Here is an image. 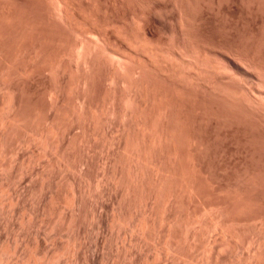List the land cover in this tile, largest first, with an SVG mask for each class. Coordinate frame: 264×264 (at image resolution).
I'll return each instance as SVG.
<instances>
[{"label": "bare ground", "instance_id": "6f19581e", "mask_svg": "<svg viewBox=\"0 0 264 264\" xmlns=\"http://www.w3.org/2000/svg\"><path fill=\"white\" fill-rule=\"evenodd\" d=\"M18 1L0 0V210H26L37 182L22 192L16 181L46 159L38 170L48 187L42 202L60 205L54 226L72 237L50 249L38 230L22 249L18 237L10 246L0 234V264H96L100 254L88 257L84 243L83 206L99 187L122 199L113 211L117 228L127 225L125 235L136 233L139 245L150 240L157 258L264 264V0L228 1L229 25L208 10L213 2L220 15L222 0L209 7L203 0ZM243 4L256 13L247 38L235 20ZM97 140L107 154L94 179ZM217 141L221 180L219 169L212 172L218 165L204 163ZM79 167V176L71 173ZM55 172L68 188L59 181L52 189ZM124 207L140 210L136 221ZM99 219L103 231L108 221ZM132 253L131 264H144Z\"/></svg>", "mask_w": 264, "mask_h": 264}, {"label": "rangeland", "instance_id": "374dc122", "mask_svg": "<svg viewBox=\"0 0 264 264\" xmlns=\"http://www.w3.org/2000/svg\"><path fill=\"white\" fill-rule=\"evenodd\" d=\"M20 1V0H19ZM18 1V2H19ZM210 1V0H209ZM208 0H203V2L205 3V2H209ZM212 1V0H211ZM228 1H229V3H231L230 2V0H226V1H223L222 0V2H224L222 5H221V13H220V15H219V13H218V9L216 8L217 6L216 5H213V6H211L212 5V3L213 2H211V4H210V9H208L209 11H210V13H211V15L213 14V15H217L218 16V18L220 17V19L221 20H223L224 21V23H226V24H232V22H233V19L234 18H232V15H230V14H232V13H230L229 14V10H226V7H227V4H228V6L230 5L229 3H228ZM242 1V0H241ZM21 2V1H20ZM19 2V3H20ZM98 3L100 2V4L98 5V7H100V5H102L101 4V2H102V0H100V1H97ZM163 2H164V0H163ZM201 2H202V0H201ZM246 2H248V0H246ZM103 3V2H102ZM207 3H205L206 5H207ZM210 3V2H209ZM243 3V2H242ZM244 3H245V1H244ZM21 4V3H20ZM246 4V3H245ZM247 4H249V5H251L250 3H247ZM249 5L247 6V5H244L243 4V6H247V8H246V11L245 12H243V13H240V14H238L237 15V17H235L234 15H233V17H235V20L236 21H240V23H239V27L240 28H242V29H240L239 27L237 28V29H240V30H242L241 31V35H243V34H246V32L248 33V34H246V38L249 36V34H250V29L249 28H251L252 29V27H249L248 28V26H251L250 25V21H252V18H253V20L256 18V13L254 14L253 13V11L252 12H250V14L247 12V10H248V8L250 9V7H249ZM208 7H209V4L207 5ZM103 8V6H101V8L100 9H102ZM99 9V8H98ZM219 10V11H220ZM248 11H251V9L250 10H248ZM104 16H102V14L100 13V15L102 16V17H105V13L103 12V10L102 11H100ZM247 13L249 14V15H247ZM252 13V14H251ZM245 14V15H244ZM251 15V16H250ZM106 16L109 18V15L106 13ZM216 16V17H217ZM239 16L241 17V18H239ZM107 17H105L106 19H107ZM223 17V18H222ZM237 18V19H236ZM239 18V19H238ZM241 19V20H240ZM222 21V22H223ZM225 21H228V22H225ZM250 23H249V22ZM230 22V23H229ZM234 23V22H233ZM244 25H243V24ZM246 27V32L244 31V29H245V27ZM248 28V29H247ZM237 29H236V31H237ZM221 30H222V28H221ZM228 29H226L225 30V32L223 31V34H225L226 33V31H227ZM239 30V31H240ZM250 30V31H249ZM230 29L227 31V32H229L230 33ZM235 31V32H236ZM239 31H237L238 33V36L240 37L241 35L239 34L240 32ZM245 32V33H244ZM253 32V31H252ZM251 32V33H252ZM229 33H227V34H229ZM243 33V34H242ZM257 34V33H256ZM255 34V32L253 33V35H256ZM248 35V36H247ZM252 34L250 35V36H253ZM244 38L245 39V37L244 36H241V38ZM262 52H264V51H262ZM262 54H264V53H262ZM263 56V55H262ZM264 57V56H263ZM38 87V86H37ZM40 87H42V85L40 86ZM39 87V88H40ZM35 89H37V88H35ZM42 89V88H41ZM40 89V90H41ZM37 93H38V91H36ZM39 94V93H38ZM37 94V95H38ZM41 94V93H40ZM42 95V94H41ZM39 96V95H38ZM43 96V95H42ZM47 97V99L48 100H50V97L47 95L46 96ZM76 132H80V130H77ZM98 141V140H97ZM219 142L221 141V139H219L218 140ZM218 141L215 143V147H213V151H212V149L208 152V154L210 153V152H212L213 154H209V155H206V154H204L205 156H213V157H216V156H218V158H219V155H216V154H218L219 153V151H221L220 149H222V146L221 145H218V147L220 146L221 148H216L217 147V143H218ZM222 142V141H221ZM219 143V144H222V143ZM101 142H100V140L98 141V142H96V145H94V147H93V149H92V152L90 153V164H91V162H92V166H91V176L95 179L96 177H95V175H97V173H99V172H101L100 170H102V158L103 157H106V150H104L103 148H102V146H101ZM217 149V150H216ZM219 149V150H218ZM21 150H22V152H24V150H26V152H27V154L30 152V149L29 148H26V147H22L21 148ZM29 151V152H28ZM103 152V153H102ZM217 152V153H216ZM216 155V156H215ZM28 157L26 158L25 157V159H26V161L28 162V159H29V156H31L30 155V153L27 155ZM208 157V158H209ZM202 158H203V160H204V157L202 156ZM207 158V159H208ZM212 157H210L208 160H212L211 159ZM218 158H217V160H216V164H215V159L216 158H213V162H214V164H212L213 162H211V161H208L207 159H206V157H205V161H204V163H205V167L206 168H208L209 170H211V169H213V166L215 167V165H218V167H215L214 169L216 170V172H215V170H213L212 172L214 173V174H216L218 171H217V169H219V172L217 173V175H215V177H216V179H218V180H221V176L219 175L220 174V163L221 162H219L220 161V158H219V160H218ZM14 159V158H13ZM40 161H42L41 159H40ZM34 162V164H32L31 165V167L32 168H35L34 169V172H33V174L35 173V170H36V174H34V175H32V176H30V178H28V179H24V182H23V179H22V177L20 178V180L21 181H16L17 182V184L15 185L16 187V189L18 190V188H19V190H21V189H28L29 190V187L30 188H33L32 186H33V184L34 183H40V184H34V186L36 187V190H35V196L34 195H31V197L33 196V197H35V198H31L30 197V199H29V197H28V199L27 200H25V204L27 205H25V207H26V210L25 211H21V212H13V210H10L9 208H8V210H10V211H6V209L4 210V213H3V210L1 211L0 210V215L2 216H0V234L3 236L4 234V238H3V240H5V239H7L8 240V242L10 243L9 245L11 246V244L12 245H14V243H18L20 240H21V243L19 242V246H20V248H22V249H24V247L26 246L25 244H30L31 242L33 243V241L35 242L36 241V238H35V234H36V232L39 230V232H40V235H41V237L43 238H39V232H37V234H36V237H38L37 239L38 240H43L44 241V244L45 245H47V247L48 248H54V247H57V245H59V246H66L67 244H68V241L70 240V238H69V236L70 237H72V233H67L68 231L63 227H61L60 226V222H58V223H60L59 224V226L61 227H59V226H57V224H56V226L60 229V232H59V229H57V227H55L54 226V224H55V222L56 221H58V218H59V212H57L58 211V209H59V207H60V205H58V203H56L58 206H56V204H50V202L48 203V202H46V203H44L43 204V202H42V200L44 199V195H45V193H47L48 192V190H47V186H45L44 188L41 186L42 184H43V180H41V178L39 177V175H38V170H39V172H41V171H43V169L45 170L46 168H44L45 167V165H44V163L43 162H45L46 161V159L44 160V161H42V164H41V162ZM207 161V162H206ZM209 162L211 163L210 165H209ZM96 164V165H95ZM99 165V166H98ZM210 166V167H209ZM94 167V168H93ZM211 168V169H210ZM40 169H42V170H40ZM83 168H81V167H79V169L78 170H72L73 172H71L72 174H78L77 176H79L80 175V171L82 170ZM55 174V175H54ZM74 174V175H75ZM57 176V177H56ZM217 176H219V177H217ZM39 178V179H38ZM32 179V180H31ZM64 179H58V173L57 172H55V173H53L52 174V176L49 178V181H48V183L50 184V186L52 187V189H54V190H56V185L57 184H62L61 182L63 181ZM33 181V182H32ZM43 181V182H42ZM60 181V182H59ZM23 183V184H21L20 185V183ZM42 182V183H41ZM56 182V183H55ZM59 182V183H58ZM40 185V186H39ZM55 187H54V186ZM62 185H66V183H63ZM62 185H61V187H62ZM38 186V187H37ZM34 187V188H35ZM65 187H67V185L65 186ZM42 190H41V189ZM60 188V187H59ZM58 188V189H59ZM68 188V187H67ZM100 188V187H99ZM99 188H96L95 190L97 191V193H98V195H96L95 194V196L93 197L92 196V194H91V196H92V198L91 199H89V196H88V198L87 197H85L84 198V200L85 199H89L90 200V202L89 203H87V201L88 200H85V202H86V205L85 206H83V208H85L84 210H86V217L84 216V214H83V218H86L84 221L86 222V224L85 223H83V226L85 227L86 225H87V227L88 228H86L85 230H87V232L85 233V240H84V243L87 245V247H88V249H89V256L88 257H92V254H93V256L95 255V257H97V259H98V257H99V254H100V258L96 261V264H131V262H132V258H131V256L130 255H132L133 253H132V251L134 252L135 251V254H136V252H138V254H136V256L137 257H140V258H138L139 260L140 259H142L144 256L145 257H147V255H148V253H149V256L147 257L148 259H149V261L147 260V258H143L144 259V262H142V263H146V264H167V263H169V261L171 262V259H172V255H165V256H163L162 258H157V256L155 255V251H154V249H153V245H152V242L150 241V240H146L144 243H142V244H138V241H137V235H136V233H135V235L133 234V236H131V238H130V235H125V233H124V231L125 230H123L124 228H127L128 226L127 225H125V224H122L123 226L121 227L122 228V230H120L121 228L118 226V228H117V226L115 225V223L116 222H114L113 223V216H114V210H115V207H117L118 208V203H121L122 202V199H121V197L119 196L118 197V199L119 200H116L115 199V197H113L114 196V194L116 193V191H112L113 193H111V194H108L107 192L105 193V192H103V189H102V187L99 189ZM65 190V188H64V186H63V188L61 189V190ZM64 190L63 191H61V193L63 192V194H64V197H63V195H62V197L64 198V200L65 201H69V198L68 197H66L67 195H66V193L64 192ZM71 190V189H70ZM101 190H102V192H101ZM22 191V190H21ZM22 192H24V191H22ZM37 192H38V194H37ZM45 192V193H44ZM44 194V195H43ZM108 195H109V197H108ZM113 195V196H112ZM224 194H222L221 196H223ZM42 196V197H41ZM215 196V195H214ZM218 196V195H217ZM220 196V195H219ZM37 197V198H36ZM99 197V198H98ZM113 197V198H112ZM224 197V196H223ZM42 198V199H41ZM210 198H213V197H210ZM216 198H218V197H216ZM222 198V197H221ZM36 199V200H35ZM120 199H121V201H120ZM40 200V201H39ZM36 201V202H35ZM94 201V202H93ZM116 201H118V202H116ZM120 201V202H119ZM27 202V203H26ZM128 202V201H127ZM39 203V204H38ZM65 203V202H64ZM63 203V204H64ZM184 203H185V201H184ZM47 205V204H50L49 206H47L48 208H45V206H43V205ZM62 204V205H63ZM68 204H69V202H68ZM182 204V203H181ZM52 205V206H51ZM92 205V206H91ZM125 205H126V203H125ZM185 205V204H184ZM54 206H56L55 208H54ZM65 206H67L68 207V205H65ZM64 206V207H65ZM181 206L182 205H179V207L181 208ZM186 206V205H185ZM185 206H183L184 208H185ZM51 207V209H50V211H49V208ZM52 207L54 208V209H57V210H54L53 211V209H52ZM134 208V207H133ZM132 209V207L131 208H128V207H124L123 208V213L127 216V217H129V218H131L132 217V215H130V213L131 214H133V217L135 216V214L136 213H138V211H140V210H138V211H136L135 209L133 210H131ZM182 209V208H181ZM180 209V210H181ZM89 210V211H88ZM127 210V211H126ZM183 210V209H182ZM181 210V211H182ZM29 211V212H28ZM56 211V212H55ZM2 212V213H1ZM12 212V213H11ZM48 212V213H47ZM129 212V213H128ZM135 214H134V213ZM25 213V214H24ZM92 213L94 214V215H92ZM11 214V215H10ZM13 214V215H12ZM37 214H39L40 216H36ZM31 217H30V216ZM52 215V216H51ZM17 216V217H16ZM34 216V217H33ZM94 216V217H93ZM100 216L101 217H103V218H105V219H107V221L109 222H107V224H106V226L103 228V229H101V230H103V231H100V227L98 226L99 224V218H100ZM136 216H137V214H136ZM37 217V218H36ZM92 217V218H91ZM132 217V218H133ZM10 218H11V220H10ZM24 219V218H26V219H24L25 220V223H27L26 225H24V221L22 220V219ZM29 218H30V220L32 219V221H30V223L28 222V220H29ZM36 218V219H35ZM13 219V220H12ZM16 219L18 220V221H16ZM38 219V220H37ZM40 219V220H39ZM49 219H52L51 221H52V223H49V222H51ZM136 219H137V217H136ZM8 220H9V223H8ZM20 220V221H19ZM134 221H136L135 220V217H134V219H133ZM14 221V222H13ZM21 221H23V225H22V222ZM34 221V222H33ZM41 221H42V224H41ZM3 222V223H2ZM11 222L13 223V224H11ZM19 222V223H18ZM36 222V223H35ZM21 223V225H19ZM33 223V224H32ZM34 223L37 225H34ZM38 223V224H37ZM43 223H45V224H43ZM53 224V225H52ZM85 224V225H84ZM117 224V223H116ZM2 225V226H1ZM7 225V226H6ZM32 225V226H31ZM108 225V226H107ZM117 225H119V224H117ZM9 226L11 227V229L9 228ZM20 226L22 227V229L20 228ZM30 228H29V227ZM36 227V228H34V227ZM39 226H41V228H42V231H41V228L39 227ZM53 226H54V229H53ZM2 227V228H1ZM13 227H14V229H13ZM28 227V228H27ZM38 227V228H37ZM46 227V228H45ZM51 227H52V230H51ZM116 227V228H115ZM24 228H27L26 230L24 229ZM32 228H34L35 230H33ZM99 228V229H98ZM120 228V229H119ZM5 229V230H4ZM8 229V230H7ZM15 229H16V231H15ZM37 229V230H36ZM44 229V230H43ZM63 229H65V230H63ZM114 229V230H113ZM17 230H18V232H17ZM21 232H20V231ZM32 230V231H31ZM1 231H2V233H1ZM12 231V232H11ZM15 231V232H14ZM54 231V232H53ZM62 231H64L65 233H63L62 234ZM10 232V233H9ZM20 232V233H19ZM29 232H31V233H33V234H30ZM100 232V233H99ZM120 232V233H119ZM8 233V234H7ZM11 233L13 234V233H15V234H13V235H11ZM213 233V232H212ZM211 232L207 235V237L211 234L212 236H210V237H213V236H215V237H213L214 239H216V234L215 233H213V234H215V235H213ZM248 234H249V232H247ZM246 233V234H247ZM7 234V235H6ZM17 234V235H16ZM27 234V235H26ZM48 234V235H47ZM59 234V235H58ZM62 234V235H61ZM65 234V235H64ZM67 234V235H66ZM247 234V235H248ZM1 235H0V237H1ZM9 235V236H8ZM11 235V236H10ZM24 237H23V236ZM28 235H30V236H28ZM89 235V236H88ZM22 236V237H21ZM32 236H33V238H34V240H33V238H32ZM129 236V237H128ZM7 237V238H6ZM16 237H18L20 240H18V238H15ZM26 237V238H25ZM30 237H31V239H30ZM50 237V238H49ZM66 237H68L69 238V240H68V238H66ZM133 237V238H132ZM24 238V239H23ZM57 238H59V239H57ZM213 238H212V240H213ZM14 239V240H13ZM22 239H23V241H22ZM130 239H133V241L132 240H130ZM211 239V238H210ZM25 240V241H24ZM27 240V241H26ZM68 240V241H67ZM99 240V241H98ZM14 241V242H13ZM29 241H30V243H29ZM132 242V244H130ZM25 245V246H23V244ZM59 243V244H58ZM149 243V244H148ZM15 244V245H16ZM56 244V245H55ZM62 244V245H61ZM130 244V245H129ZM14 245V246H15ZM21 245H22V247H21ZM98 245V246H97ZM143 245V246H142ZM17 246V245H16ZM136 246V247H135ZM138 246V247H137ZM141 246V247H140ZM148 246V247H147ZM152 246V247H151ZM99 247V248H98ZM126 247V248H125ZM140 247V248H139ZM151 247V248H150ZM130 248V249H129ZM138 248V249H137ZM145 248V249H144ZM149 249H153V250H150L149 251ZM127 250L129 251V252H127ZM138 250H140V252L138 251ZM142 250V251H141ZM229 250V249H228ZM226 251V253H229V251ZM119 251V252H118ZM149 251V252H148ZM152 251H154V257H153V254L151 253ZM230 251H231V249H230ZM200 252H204V250L203 249H201L200 250ZM117 253V254H116ZM120 253V254H119ZM129 253V254H128ZM132 253V254H131ZM141 253V254H140ZM87 254V255H88ZM118 254H119V256H118ZM125 254V255H124ZM128 254V255H127ZM230 254V253H229ZM228 254V255H229ZM97 255V256H96ZM103 255V256H102ZM127 255V256H126ZM141 255L143 256L142 258H141ZM151 255V256H150ZM101 256H102V259H101ZM114 256V257H113ZM120 256H122V257H120ZM156 256V257H155ZM111 257V258H110ZM124 257V258H123ZM149 257H151V258H149ZM64 258L65 259H69L70 260V258H68V255H65L64 256ZM166 258V259H165ZM142 259V260H143ZM179 259H180V261L182 262V261H184V259H185V257H179ZM245 258L243 257V260H244ZM69 260H68V262H69ZM100 260V261H99ZM245 261V260H244ZM62 263H63V261H62ZM70 263V262H69ZM64 264V263H63ZM170 264V263H169ZM194 264H196L195 262H194Z\"/></svg>", "mask_w": 264, "mask_h": 264}]
</instances>
